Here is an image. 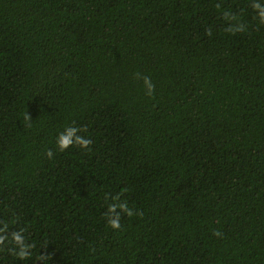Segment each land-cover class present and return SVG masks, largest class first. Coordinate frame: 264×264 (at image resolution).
<instances>
[{
  "label": "trees",
  "instance_id": "trees-1",
  "mask_svg": "<svg viewBox=\"0 0 264 264\" xmlns=\"http://www.w3.org/2000/svg\"><path fill=\"white\" fill-rule=\"evenodd\" d=\"M0 264H264V0H0Z\"/></svg>",
  "mask_w": 264,
  "mask_h": 264
},
{
  "label": "clouds",
  "instance_id": "clouds-1",
  "mask_svg": "<svg viewBox=\"0 0 264 264\" xmlns=\"http://www.w3.org/2000/svg\"><path fill=\"white\" fill-rule=\"evenodd\" d=\"M74 133H75V129H67L65 133L61 134L58 137V140H57L58 146L61 149H64V148L68 147L69 144L72 142L71 141V137L73 136ZM77 139L79 140V142L83 146H86L89 143L88 140H83V139H80V138H77ZM49 155H51V153H49ZM111 224H112L113 227H119L118 220H112ZM17 238L19 239V237H17Z\"/></svg>",
  "mask_w": 264,
  "mask_h": 264
}]
</instances>
